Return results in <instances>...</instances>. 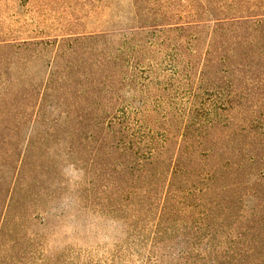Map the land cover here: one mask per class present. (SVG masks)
<instances>
[{
  "label": "trees",
  "instance_id": "trees-1",
  "mask_svg": "<svg viewBox=\"0 0 264 264\" xmlns=\"http://www.w3.org/2000/svg\"><path fill=\"white\" fill-rule=\"evenodd\" d=\"M254 1L238 0L233 8L241 12L262 5ZM189 4L187 18L224 12L205 5L201 11L196 0ZM178 10L163 15L164 23L154 19L152 33L175 34L198 45L205 28L182 22ZM216 21L204 51L194 56L190 47L189 58L177 69L195 86L189 106L174 111L121 107L124 100L112 88L113 75L81 79L67 72L60 77L58 58L88 36L0 43V68L9 71L26 53L54 51L36 91L35 115L43 114L45 121L54 112L49 106L56 110L48 135L66 132L73 164L96 169L98 184L93 182L91 191L99 187L95 193L104 209L125 218L143 213L153 219L156 241L179 236L184 247L200 246L201 253L186 248L190 264H264V14ZM4 76L9 87L12 77ZM28 167L22 158L5 192L0 245L14 236L16 206L23 208L29 195L17 190ZM14 261L8 255L0 264Z\"/></svg>",
  "mask_w": 264,
  "mask_h": 264
},
{
  "label": "rangeland",
  "instance_id": "rangeland-1",
  "mask_svg": "<svg viewBox=\"0 0 264 264\" xmlns=\"http://www.w3.org/2000/svg\"><path fill=\"white\" fill-rule=\"evenodd\" d=\"M196 1L201 11L205 5L224 12H215L216 16L197 12L187 18L192 0H0V43L92 37L58 58L60 77L67 72L81 79L113 75L112 88L124 100L121 107L174 111L189 106V92L195 86L177 70L189 58L190 47L194 56L204 51L207 32L217 18L264 14V0L241 12L233 8L238 0ZM177 9L182 22L205 28L198 45L175 34L152 33L154 19L164 23L161 17ZM53 55L54 51L41 49L26 53L9 71L0 68V212L20 160L29 161L17 188L29 195L23 208L16 206L11 221L16 231L0 245V259L12 255L14 264H190L193 259L187 256L188 247L178 244L183 242L179 236L153 238V219L143 213L125 218L104 209L95 193L99 187L91 191L92 183L98 184L96 169L73 164L66 132L49 137L57 112L49 106L54 112L43 121V114L36 117L33 104ZM4 75L12 77L9 87ZM188 249L203 251L200 246Z\"/></svg>",
  "mask_w": 264,
  "mask_h": 264
}]
</instances>
